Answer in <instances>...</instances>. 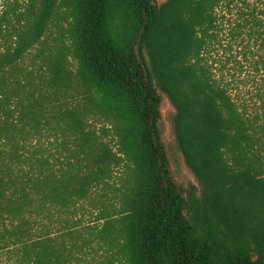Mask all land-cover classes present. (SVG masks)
I'll use <instances>...</instances> for the list:
<instances>
[{"label":"trees","instance_id":"16d2710c","mask_svg":"<svg viewBox=\"0 0 264 264\" xmlns=\"http://www.w3.org/2000/svg\"><path fill=\"white\" fill-rule=\"evenodd\" d=\"M2 256L264 264V0H0Z\"/></svg>","mask_w":264,"mask_h":264},{"label":"rangeland","instance_id":"374dc122","mask_svg":"<svg viewBox=\"0 0 264 264\" xmlns=\"http://www.w3.org/2000/svg\"><path fill=\"white\" fill-rule=\"evenodd\" d=\"M165 1L166 0H158L160 4ZM161 112L163 115L162 130L164 133V142L168 148L172 176L178 184L184 187H188L190 184L196 185L194 175L188 169L182 154L176 148V140L172 131L171 121L175 110L166 97L163 98ZM0 264H11V261H9L6 256H2L0 258Z\"/></svg>","mask_w":264,"mask_h":264}]
</instances>
